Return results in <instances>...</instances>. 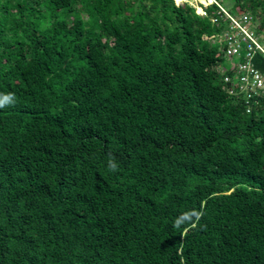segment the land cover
Instances as JSON below:
<instances>
[{
	"label": "trees",
	"instance_id": "obj_1",
	"mask_svg": "<svg viewBox=\"0 0 264 264\" xmlns=\"http://www.w3.org/2000/svg\"><path fill=\"white\" fill-rule=\"evenodd\" d=\"M206 10L0 0V264H264V105L223 91Z\"/></svg>",
	"mask_w": 264,
	"mask_h": 264
},
{
	"label": "built area",
	"instance_id": "obj_2",
	"mask_svg": "<svg viewBox=\"0 0 264 264\" xmlns=\"http://www.w3.org/2000/svg\"><path fill=\"white\" fill-rule=\"evenodd\" d=\"M184 2L188 3V0ZM212 4L222 15L219 19L212 17L211 22L219 24L221 20L219 25L224 28V62L217 67L222 76L223 91L231 101H242L250 114L264 105V71L255 60L256 57L264 59V33L259 32V22L252 15H235L216 0H206L199 8H193L200 16L208 17L206 8Z\"/></svg>",
	"mask_w": 264,
	"mask_h": 264
},
{
	"label": "rangeland",
	"instance_id": "obj_3",
	"mask_svg": "<svg viewBox=\"0 0 264 264\" xmlns=\"http://www.w3.org/2000/svg\"><path fill=\"white\" fill-rule=\"evenodd\" d=\"M176 3L178 5H182L185 2L184 0H176ZM188 3L191 7L199 8V5L206 3V0H188Z\"/></svg>",
	"mask_w": 264,
	"mask_h": 264
},
{
	"label": "clouds",
	"instance_id": "obj_4",
	"mask_svg": "<svg viewBox=\"0 0 264 264\" xmlns=\"http://www.w3.org/2000/svg\"><path fill=\"white\" fill-rule=\"evenodd\" d=\"M13 101H14V97L12 96V94L5 95L3 97V100H0V108L4 107L6 103H11ZM109 166L112 167V168L115 167V165L112 164L111 162H110Z\"/></svg>",
	"mask_w": 264,
	"mask_h": 264
}]
</instances>
